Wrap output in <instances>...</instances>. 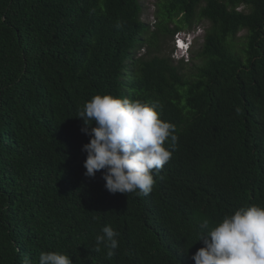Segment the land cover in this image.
I'll use <instances>...</instances> for the list:
<instances>
[{
    "label": "trees",
    "instance_id": "trees-1",
    "mask_svg": "<svg viewBox=\"0 0 264 264\" xmlns=\"http://www.w3.org/2000/svg\"><path fill=\"white\" fill-rule=\"evenodd\" d=\"M156 6L169 35L210 22L196 70L136 56L153 44L140 0H0V264H38L42 251L73 264H195L203 220L264 206V0ZM97 94L155 104L175 125L150 194H112L103 170L84 175L90 137L77 115ZM106 225L119 234L111 257L94 250Z\"/></svg>",
    "mask_w": 264,
    "mask_h": 264
},
{
    "label": "clouds",
    "instance_id": "clouds-1",
    "mask_svg": "<svg viewBox=\"0 0 264 264\" xmlns=\"http://www.w3.org/2000/svg\"><path fill=\"white\" fill-rule=\"evenodd\" d=\"M200 32H178L176 41L181 48L176 49L174 56L178 58L181 51V57L186 53L187 59ZM77 117L84 121L81 132L90 137V142L82 147L87 153L84 175L94 178L103 170L105 188L112 194H150L155 184L153 172H159L170 161L178 140L175 125L160 118L158 106L97 94L85 102ZM166 142L171 147H165ZM201 228L206 231L199 234L197 241L204 246L192 256L195 264H264V206L242 207L211 228L205 219ZM101 233L95 237L94 250L99 252L103 246L111 257L119 246V234L111 225L104 226ZM23 264L32 261L25 257ZM38 264L73 261L61 252L42 251Z\"/></svg>",
    "mask_w": 264,
    "mask_h": 264
},
{
    "label": "rangeland",
    "instance_id": "rangeland-1",
    "mask_svg": "<svg viewBox=\"0 0 264 264\" xmlns=\"http://www.w3.org/2000/svg\"><path fill=\"white\" fill-rule=\"evenodd\" d=\"M156 1L157 0H140L142 6L140 18L142 21L148 24V30L145 31L144 35L148 37L149 40L153 42V44L152 45L151 44L148 45L146 43L139 44L135 52L136 56L144 57V56H152V55H165L167 57L169 56L174 64L180 65V70L183 73L187 74L188 72L196 70L195 64H199L201 62L200 59L196 56V52H198L202 47V44L204 42V34L206 30L209 28L210 22L205 18L201 19L199 17H194L192 19V23L189 26L190 30L188 29H184V30H188L192 33H195L199 30L201 32L196 37L198 39L195 38L196 40L189 50V57L185 59L186 53L184 57H181L182 52L180 51L178 54V58H181L182 60H179L174 56L175 54H177L176 49L179 50V48H181L176 41L178 33H175L174 35H169L166 34L165 32L160 31L156 26V23L158 22L156 17V10H157ZM241 8L242 7H240L239 9ZM169 25L170 27H173L174 23H171ZM153 31H156L155 37H152L151 33ZM245 35H246V31L240 30L234 37L231 38L230 41L231 43H233L234 50L240 49V47H242L243 42L245 41ZM179 36L183 37L181 35ZM129 69H131V66H129Z\"/></svg>",
    "mask_w": 264,
    "mask_h": 264
}]
</instances>
